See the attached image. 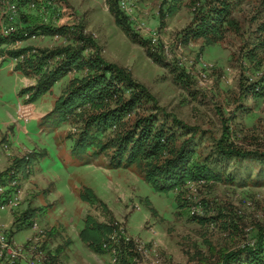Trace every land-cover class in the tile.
<instances>
[{"label":"rangeland","instance_id":"1","mask_svg":"<svg viewBox=\"0 0 264 264\" xmlns=\"http://www.w3.org/2000/svg\"><path fill=\"white\" fill-rule=\"evenodd\" d=\"M37 1V8L20 5L19 26L29 13L57 25L81 24L95 37L107 60L130 70L148 86L160 106L198 129L202 149L213 151L227 121L231 139L250 155L227 163L233 182L188 183L183 189L187 206L179 207L178 191L158 193L133 169L111 173L105 154L82 162L71 152L65 153L66 145L73 146L68 136L81 124L79 113L60 126L34 119V107L41 106L42 98L53 90L59 93L64 84L27 102L28 95L20 94L25 74L15 71L10 59L1 58L5 53L10 56L13 48L5 43L0 46V130L5 126L2 118L12 120L18 115L30 132L32 150L24 145L11 148L9 140L1 143L0 138V150L12 151L8 167L0 174L5 173L9 181L14 171L22 189V195H14L13 204L0 206V238H4L0 251L9 259L10 252L17 254L20 264H213L223 250L254 243L260 228L264 229V184L252 183L264 181V45L259 29L264 21V0H239L234 14L241 32L228 31L222 41L211 45H204L202 39L184 41L193 17L190 0H182L175 13L163 20V0H120L134 32L152 39L168 66L155 62L147 48L116 24L108 0ZM2 23L0 18V33ZM46 36L50 47L70 42L63 36ZM62 58L51 59L48 68ZM175 67L188 75L187 85L176 82ZM68 75L73 79L83 72ZM11 128L18 133L13 123ZM19 137L25 140L26 134ZM32 153L37 157L28 161L25 171L17 170L14 159H28ZM61 160L76 169L61 165ZM86 187L100 201L93 204L81 199ZM29 206L37 209L33 225L11 234L16 215ZM87 216L110 225L112 233L104 253L90 248L92 256L83 257L71 252L69 239L84 229Z\"/></svg>","mask_w":264,"mask_h":264},{"label":"trees","instance_id":"2","mask_svg":"<svg viewBox=\"0 0 264 264\" xmlns=\"http://www.w3.org/2000/svg\"><path fill=\"white\" fill-rule=\"evenodd\" d=\"M14 1L21 11V4L30 6L32 1L37 0ZM238 1L190 0L193 17L184 31V41L188 42L190 38L202 39L204 45H211L222 41L228 31L240 33L241 25L234 14ZM181 2L163 0L161 19L174 14ZM108 5L116 24L134 42L147 48L155 62L168 66V62L155 48L153 40L134 32L120 0H108ZM22 23L19 26L17 17L11 24L16 28L12 35L5 37L0 33V46L5 43L12 45L18 40L25 41L32 35H59L70 41L65 46H21L9 49L10 56L18 60L15 67L17 71L38 77L35 85L24 87L20 93L28 95L27 102H34L51 92L54 85L69 73L83 72V75L70 80L65 93L57 99L53 109L42 117V120L52 122L53 126H60L79 113L81 124L76 133L68 136L73 139L71 153L74 157L86 162L105 154L109 158V168L135 170L156 192L169 194L178 191L179 207L187 206L183 189L188 183L234 181V174L229 171L227 163L234 158L245 159L250 153L231 139L227 121L221 137L215 141L213 151H205L201 146L198 129L160 106L148 86L135 78L130 70L107 60L102 55L100 44L93 35L86 32L84 26L79 23L57 25L52 21L44 22L30 13L24 14ZM259 29L260 35H263L260 43L264 45V21ZM34 49L36 52H33ZM56 57L63 58L48 68V62ZM174 73L176 82L187 85L185 81L188 75L184 70L175 67ZM36 157L32 153L28 159L15 158L17 170L25 171L28 161L30 163ZM259 174L262 175L261 172ZM3 177L5 173L0 174L1 181ZM252 183L262 185L264 181L255 179ZM17 189L18 186L9 187L0 195V203H8ZM80 197L93 204L100 201L88 187L83 189ZM155 211L152 209V212ZM36 214L37 209L29 206L20 215H16L11 234L31 227ZM194 219L199 220L198 217ZM111 233L110 225L87 216L81 238L93 251L104 253L107 250L104 244L110 242ZM113 246L110 245V248ZM0 264L20 262L3 254L0 255ZM213 264H264V229L260 228L254 243L245 244L237 250H223L218 262Z\"/></svg>","mask_w":264,"mask_h":264},{"label":"crops","instance_id":"3","mask_svg":"<svg viewBox=\"0 0 264 264\" xmlns=\"http://www.w3.org/2000/svg\"><path fill=\"white\" fill-rule=\"evenodd\" d=\"M45 37H47V36L39 37L35 42H30V41H27V40L23 41L21 46H35L37 48H48V47H50V44H47L48 40H46ZM1 58L2 59H10L11 60V66L14 67L15 71H17L15 69V66H16V64L18 62L17 59L9 56L7 53L3 54L1 56ZM66 77H68L67 79H69V80L64 82ZM37 79H38V77L35 76V75H24L25 87H29V86L35 85L37 83ZM70 79H71V77H69V75L65 76L60 81H58L55 84V86L56 85H60V84L61 85L64 84V86H63V88H64V87H66L69 84ZM63 88H60V92L59 93H56L53 90L51 94L45 95L42 98L41 106H38V108L34 107V112H35L34 119L35 120H38L40 122L39 119L42 118L43 116H45L47 113H49L53 109L55 101L61 95V91L63 90ZM16 118L13 117L12 120L6 119V118H2L1 119V121H3L4 125H5V126H2L3 129L0 130V135H1L0 138L2 139L1 143L6 142V141L9 140L13 144L11 146V148H14V147L20 148L21 146L24 145L27 148H31L29 150H32V147H29V145H30L29 141H31V137L29 136L30 132H29L28 128H26V126H24V124H22L23 122L19 118L18 115H17ZM12 123H13V126L15 125L17 127L18 133L11 132L10 129L13 128V127L11 128ZM40 127H39V130L42 131V129ZM4 130H6V132H4ZM19 134H26L25 140H22L19 137ZM71 147H72L71 145L70 146L66 145L65 153H67V154L70 153L71 152ZM11 152L12 151H10V152L9 151H5L3 148L0 150V171H4L8 167V163H9V160H10L9 156L12 154ZM60 152H61V148H58L57 155L61 158ZM61 165H64L68 169H76L75 167L68 166V164L64 163L62 160H61ZM83 166H86V165H83ZM125 170L126 169H124V168H119V169H110L109 171L111 173H118L120 171H125ZM78 172H80V171L78 170ZM72 173H74V170L70 171V176H71ZM80 173L84 174L85 172H80ZM102 173L105 174L106 172H102ZM67 181H68V179H67ZM67 181H66V184H67ZM21 190L22 189L19 188V190H18L19 194L22 193ZM99 196H101V195H99ZM82 230H83V228L79 229V231H77L76 234L72 235L71 238L69 239V241L72 242L71 246H70V248L72 249L71 252L73 251L75 254H78V255L83 256V257L92 256V252H91L92 250L90 249L88 244L86 242H84V240L81 238V231Z\"/></svg>","mask_w":264,"mask_h":264},{"label":"built area","instance_id":"4","mask_svg":"<svg viewBox=\"0 0 264 264\" xmlns=\"http://www.w3.org/2000/svg\"><path fill=\"white\" fill-rule=\"evenodd\" d=\"M30 7L37 8L36 1H32L30 3ZM19 12H20V8H19V6L17 5V3L14 0H0V18H2L3 19V22H4V23H2V33L4 35L10 36V35H12L16 31V28L13 27V25H11V24L19 16ZM39 37L40 36L32 35V36L28 37V39H34V40H36ZM58 37H59V35H55V38H58ZM22 43H23V40H18V41H15V43H12V46H13V48L21 47V44ZM33 52H36V50L34 49ZM22 58H23V56L21 57V59ZM5 147H7V146L5 145ZM14 174H15V172L13 171L9 175V179H10L9 181L6 180L7 177H3V180L4 181H1L0 180V195L4 194L6 192V190H7V186L6 185H10V187H12V186L13 187L18 186V181H17L18 180V177L17 178H14V176H13ZM18 190H19V188L17 189V192H16L17 195L19 194V191ZM15 199L16 198L14 196L8 203H6V204L5 203H0V206L2 208H4V207H6L9 204H13V202H14ZM122 238L123 239L125 238V241H131L129 237H125L124 236ZM3 239H4L3 237L0 238V244H1V246L4 244V240ZM6 253H8V252L6 251ZM3 254H4V251H0V255H3ZM10 255L12 257L11 260H14L15 257L18 256L17 254L12 253V252H10Z\"/></svg>","mask_w":264,"mask_h":264}]
</instances>
